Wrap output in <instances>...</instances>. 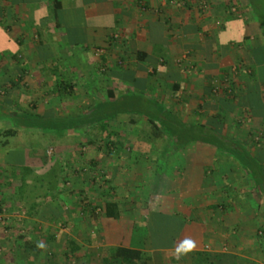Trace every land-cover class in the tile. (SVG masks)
<instances>
[{
    "label": "crops",
    "instance_id": "1",
    "mask_svg": "<svg viewBox=\"0 0 264 264\" xmlns=\"http://www.w3.org/2000/svg\"><path fill=\"white\" fill-rule=\"evenodd\" d=\"M207 1L201 11L194 0H0V60H14L0 80L10 73L32 83L25 71L33 70L32 87L44 84L40 90L51 92L58 107L82 108L62 117L109 93L130 95L160 116L154 119L164 112L241 142L258 162L259 185L230 150L172 144L147 115L123 114L146 124L154 136L145 139L154 146L126 149L124 158L121 149L110 151L112 194L126 198L110 200L130 209L108 223L122 217L123 227L113 230L123 237L141 230L145 223L133 220L149 213L177 222L169 248L135 239L155 264H264V0ZM58 84L67 85L61 96ZM121 165L130 166L122 184Z\"/></svg>",
    "mask_w": 264,
    "mask_h": 264
},
{
    "label": "rangeland",
    "instance_id": "2",
    "mask_svg": "<svg viewBox=\"0 0 264 264\" xmlns=\"http://www.w3.org/2000/svg\"><path fill=\"white\" fill-rule=\"evenodd\" d=\"M17 61L19 65L26 63L19 57ZM13 62L14 60L9 59L0 60V71H7ZM26 69V74L31 75L30 80L34 83L37 78L32 76L33 70ZM8 75L0 80L2 113L14 115L40 112L62 117L82 110L58 107L55 99H51V92L40 90V86L44 84L38 83L35 84L37 87H32L31 81H25L21 75ZM49 104L53 106L50 107ZM254 108L258 110L257 106ZM2 115L0 128L14 125ZM132 117L135 118L133 123L129 121V117L121 114L108 127V130L118 133V141L122 143L119 149L125 153L121 156L123 158L128 153L126 149L154 146V134L150 129L147 130L146 124L136 119L138 116ZM55 131L40 127L27 131L21 129L15 136L7 138V144L0 146V264H102L106 247L127 244L130 245L128 247L135 248L144 246L142 242L135 240L139 236H148L147 242L144 241L148 248L154 241L150 236L169 243L163 237H173L179 225L174 220L159 218L158 214H151V225L134 234L118 236L113 227L118 231L123 227V222L121 225L119 223L124 211L130 209L129 203L125 204L126 207L121 201L118 209L119 216L122 217L108 223L104 211L105 200H110L113 196L120 200L126 198L121 192L117 193L116 189L115 194H112L111 185L114 180L110 178L111 170L107 169L106 160L110 158V151L115 148L107 139L106 132L97 126L63 132V136L62 132ZM146 136L152 138L145 139ZM127 158L129 159L128 156ZM119 170L117 174L126 177L130 166L121 165ZM133 172V176L137 178V172ZM122 182L121 176L118 183ZM132 203L136 204L134 201ZM133 210L138 213L135 207ZM133 222L143 224L146 220ZM171 240L173 241L172 238ZM148 253L146 251L145 259L137 264L157 263L146 258ZM112 264L122 263L113 259ZM158 264L170 263L162 259ZM184 264H188V261H184Z\"/></svg>",
    "mask_w": 264,
    "mask_h": 264
},
{
    "label": "trees",
    "instance_id": "3",
    "mask_svg": "<svg viewBox=\"0 0 264 264\" xmlns=\"http://www.w3.org/2000/svg\"><path fill=\"white\" fill-rule=\"evenodd\" d=\"M1 87L2 86H0V88ZM65 87H67V85L58 84L56 93L61 96L62 91H66ZM1 114H3V117L9 118L8 120L11 121L14 125L11 127L0 128V146H4L5 144H7V138L15 136L21 129L26 131L36 128L39 129V127L40 129H54L57 133L62 132L63 136V132L86 130L88 128L97 126L103 132L107 133V139L109 140L110 144L117 149L122 146V143L118 141V133L112 130H108L110 123L116 120L117 117L121 114L147 115L149 118L147 119L148 125L154 130H157V132L165 134L172 144H175L177 142L185 143L188 141H199L216 148L230 150L233 153V156L240 160L251 171L250 174L254 180V183L259 185V180H257V173L254 171V166L257 165L258 162L256 161V159L248 155L245 146L241 142L237 140L226 139L215 133L213 130L207 129L204 126L186 125L179 119H172V117L165 115L164 112L162 115V119H154V117L158 116L157 114H155L154 110L151 109V111H148L143 108L142 103L136 100L135 96L126 95L123 97H116L113 95V93H109L108 100L100 101L94 107L75 117H48L31 112H22L14 115H8L6 113L0 112V115ZM263 187H259L261 191H264ZM104 211L105 215L109 218H117L119 216L118 204L111 200H105ZM151 214L155 216V213H149L143 228L151 225ZM135 231H139L137 227ZM175 235L173 237L170 235L163 237V239H168L167 242L169 243H166L165 241L163 242L162 239L158 240L157 237L153 238L150 236V238L154 240H151L152 244L150 245L153 248H169L170 246H172L173 242L171 238L174 239ZM144 237L148 236L145 235ZM155 240L157 241L155 242ZM158 241H161V243H159ZM204 258L205 256H203V253H198L199 261ZM113 259H116V261L122 264H137L141 260L145 259V252L138 248L128 246H115L109 248L106 247L105 254L102 257V264H112Z\"/></svg>",
    "mask_w": 264,
    "mask_h": 264
},
{
    "label": "built area",
    "instance_id": "4",
    "mask_svg": "<svg viewBox=\"0 0 264 264\" xmlns=\"http://www.w3.org/2000/svg\"><path fill=\"white\" fill-rule=\"evenodd\" d=\"M164 1H168L171 4H178L193 0H164ZM194 1L197 2V8L201 11H206L209 8V3L207 0H194Z\"/></svg>",
    "mask_w": 264,
    "mask_h": 264
}]
</instances>
